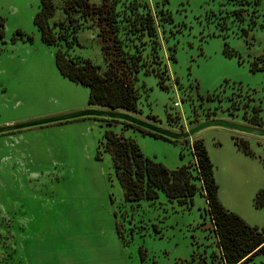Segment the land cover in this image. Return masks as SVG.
<instances>
[{"label": "rangeland", "instance_id": "374dc122", "mask_svg": "<svg viewBox=\"0 0 264 264\" xmlns=\"http://www.w3.org/2000/svg\"><path fill=\"white\" fill-rule=\"evenodd\" d=\"M53 2L50 23L64 18L61 0ZM39 4L0 0V127L24 125L0 132V264H218L201 181L194 179L190 204L161 192L124 201L103 149L106 128L168 168L189 164L193 176L190 145L202 138L220 201L264 233V209L253 202L264 187V136L208 126L167 141L93 115L26 125L112 111L88 104V88L58 71L54 53L65 43L41 40L33 23ZM240 6L243 20L232 14ZM115 9L124 49L141 53L144 63L134 82L139 111H115L177 133L210 120L264 129V71L250 70L264 48V0H117ZM146 10L155 14L154 36L135 30ZM78 22L67 53L103 72L98 28L89 18ZM248 264H264V251Z\"/></svg>", "mask_w": 264, "mask_h": 264}, {"label": "trees", "instance_id": "16d2710c", "mask_svg": "<svg viewBox=\"0 0 264 264\" xmlns=\"http://www.w3.org/2000/svg\"><path fill=\"white\" fill-rule=\"evenodd\" d=\"M116 1L100 0V3L94 4L90 0H61L64 18L50 23L56 6L53 0H39V9L33 18V23L43 42L55 44L62 40L65 43L64 49L59 47L55 50V65L63 76L88 88V104L101 106L113 112H118L115 111L117 109L138 112V93L134 82L144 63L141 53H129L123 47L115 9ZM245 10L240 6L234 8L232 14L238 20H243ZM79 18L91 19L98 28L100 50L106 63L103 72L89 58L79 59L67 53L72 44L68 35H73L78 28ZM167 19L168 21L172 19L169 14ZM135 30L139 32L144 30L147 35L154 36L155 14L146 10L140 16ZM248 34L246 28H241L239 31V35L244 38H247ZM250 70L264 71V48L250 62ZM144 71H147V68ZM154 75L158 78L157 84L165 88L161 77L157 73ZM95 117L120 119L106 115ZM123 121L128 127L152 137L167 141L175 140L134 122ZM254 123L260 124L258 121ZM103 138V149L110 155L124 201L138 203L142 199L151 200L157 198L161 192L168 200L175 199L179 204H190L194 194L198 192V185L194 179H199L209 215L210 226L207 229L214 235L217 248V252L213 253L212 257H217L218 264H248L257 254L264 251L263 231L246 222L220 201L217 195L218 185L213 175V164L202 138L194 139L190 145L197 171L195 176L191 174L189 164L174 169L168 168L144 155L134 139L118 134L111 128L104 130ZM242 141V148L250 153L246 141ZM253 202L256 207L264 209V187L256 192ZM116 229L118 234L123 236L117 227Z\"/></svg>", "mask_w": 264, "mask_h": 264}, {"label": "water", "instance_id": "95a60500", "mask_svg": "<svg viewBox=\"0 0 264 264\" xmlns=\"http://www.w3.org/2000/svg\"><path fill=\"white\" fill-rule=\"evenodd\" d=\"M85 115H93V116H109V117H117L122 120H128L131 122H134L136 124H139L149 130H152L154 132H157L167 138L170 139H181V138H188L194 133L200 131L201 129L208 127V126H222V127H227L236 131L240 132H245V133H250L254 135H260L264 136V129L252 127V126H247V125H242V124H237V123H232V122H226V121H221V120H210L203 122L201 124L196 125L195 127L191 128L188 131L182 132V133H177V132H172L170 130H167L165 128L159 127L157 125H154L152 123L146 122L144 120H140L138 118H135L129 114L123 113V112H113V111H106V110H95V109H87L83 111H78L75 113L67 114V115H62V116H57V117H52V118H47L43 120H38V121H33L31 123H28L26 125H32V124H42V123H48V122H53V121H59V120H65V119H70V118H75V117H80V116H85ZM24 126V125H7L0 127V132H5L9 131L11 129Z\"/></svg>", "mask_w": 264, "mask_h": 264}]
</instances>
